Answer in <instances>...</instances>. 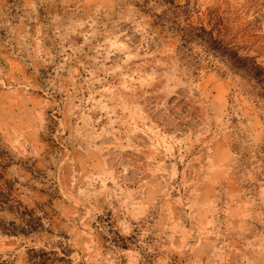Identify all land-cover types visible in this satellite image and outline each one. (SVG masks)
Here are the masks:
<instances>
[{"label":"rangeland","instance_id":"rangeland-1","mask_svg":"<svg viewBox=\"0 0 264 264\" xmlns=\"http://www.w3.org/2000/svg\"><path fill=\"white\" fill-rule=\"evenodd\" d=\"M235 57L264 68V0H0V264H264Z\"/></svg>","mask_w":264,"mask_h":264},{"label":"trees","instance_id":"trees-1","mask_svg":"<svg viewBox=\"0 0 264 264\" xmlns=\"http://www.w3.org/2000/svg\"><path fill=\"white\" fill-rule=\"evenodd\" d=\"M166 4L172 3V0H163ZM233 64L240 70L246 71L248 76L252 78L255 81L262 82L264 80V68L260 65H258L256 62L251 61L249 59H242L235 57L233 60ZM29 215L31 219L26 221V227L25 229H22V232L25 233H32L33 231H36L38 228V223L32 218L30 214H28L27 211L22 212L21 216H27ZM50 253L42 251L40 254L35 253V256L40 257V261L38 264H49L50 261ZM64 261V259H60Z\"/></svg>","mask_w":264,"mask_h":264}]
</instances>
